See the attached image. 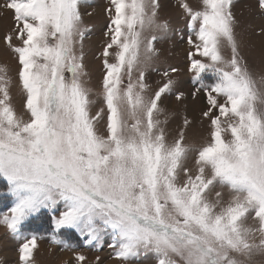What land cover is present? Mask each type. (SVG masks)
Wrapping results in <instances>:
<instances>
[{
  "label": "snow or ice",
  "instance_id": "obj_1",
  "mask_svg": "<svg viewBox=\"0 0 264 264\" xmlns=\"http://www.w3.org/2000/svg\"><path fill=\"white\" fill-rule=\"evenodd\" d=\"M90 2H0L12 21L0 43L16 64L14 78L0 63V225L20 241L17 264H35L42 239L73 253L59 264H90L78 249L101 250L106 238L125 262L264 264V73L242 54L238 0H177L185 68L169 66L155 90L146 68L170 31L160 0H108L95 113L84 80ZM245 7L264 42V0ZM181 71L190 93L177 86ZM165 95L203 102L200 143L188 142L187 113L168 127L177 113L162 107Z\"/></svg>",
  "mask_w": 264,
  "mask_h": 264
},
{
  "label": "rangeland",
  "instance_id": "obj_2",
  "mask_svg": "<svg viewBox=\"0 0 264 264\" xmlns=\"http://www.w3.org/2000/svg\"><path fill=\"white\" fill-rule=\"evenodd\" d=\"M249 2L250 0H238L236 4L235 11L238 17H241L244 21L242 28L238 29V35L241 40L242 54L247 57L250 67L259 76L264 73V42L255 36L252 29L248 27L250 22L260 23L258 19L252 20V18L248 17L245 6ZM160 3L162 5L160 16L169 22L170 31L165 38L155 42L157 51L153 54V59L146 68L147 82L152 86L153 90L163 83L162 73L169 66L182 70L185 68V58L188 49L186 20L182 10L177 7V0H160ZM107 6L108 0H91L90 7L87 9V12H91V15L86 14L84 16L85 24L90 28L83 46L85 71L88 73L84 80L93 90L92 99L97 101L92 109L93 113L103 106L99 93L102 90V78L105 71L101 52L108 39L104 34L109 23L104 11ZM11 22V13L5 14L4 10L0 8V36L11 26ZM0 63L9 64L12 69L11 74L15 78V61L2 43H0ZM173 75L177 80L179 90L190 93L193 85L189 74L186 71H181L178 75ZM11 91L13 103L18 112H20L22 111V93L18 86H14ZM202 103L200 99H192L190 96L183 104H178L174 99V95H165L163 97L162 107H165L169 113H177L175 118L170 117L168 125L170 129L174 130L182 122V117L185 113L195 120V123L188 131L187 139L189 143H200L207 135L206 127L199 122V112ZM103 123L102 121L99 125L101 129H103ZM37 231L42 232L43 230L37 229ZM19 243L20 241L14 239L4 225H0V259L6 260L7 264H17ZM38 245V250L35 253V264H59L61 260L71 262L73 259L71 251L53 244L49 239L38 241ZM78 250L83 251L88 256L90 264L94 262L97 255L102 258L103 264H157V258L154 255L128 262L116 259L114 253L108 247L107 238L101 250L89 248H80ZM261 259L257 258V264H260Z\"/></svg>",
  "mask_w": 264,
  "mask_h": 264
},
{
  "label": "trees",
  "instance_id": "obj_3",
  "mask_svg": "<svg viewBox=\"0 0 264 264\" xmlns=\"http://www.w3.org/2000/svg\"><path fill=\"white\" fill-rule=\"evenodd\" d=\"M0 210H3V209H0Z\"/></svg>",
  "mask_w": 264,
  "mask_h": 264
}]
</instances>
